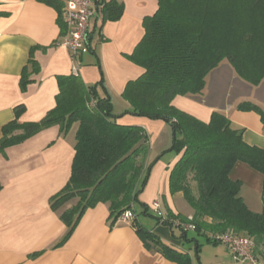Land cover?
I'll use <instances>...</instances> for the list:
<instances>
[{
    "label": "trees",
    "instance_id": "obj_1",
    "mask_svg": "<svg viewBox=\"0 0 264 264\" xmlns=\"http://www.w3.org/2000/svg\"><path fill=\"white\" fill-rule=\"evenodd\" d=\"M42 1L57 9L64 34L63 0ZM123 12L124 3L117 0L103 7L104 20H118ZM6 14L0 11V16ZM143 24L145 35L129 58L145 72L127 84L122 96L129 108L123 116L114 113L107 91L101 96L97 86L88 87L78 75H59L56 106L39 121L20 122L25 106L18 105L16 118L3 126L0 152L54 125L66 135L79 122L71 176L50 199V207L67 226L59 245L72 236L87 209L107 203L111 224L132 210L131 225L148 249L176 264H193L189 252L166 245L140 220V214H148L147 205L142 213L135 208L141 204L139 195L157 159L147 163L150 136L146 129L122 119L163 120L173 132L168 150L180 155L170 172V191L181 192L194 214L190 218L168 211L162 222L181 228L185 240L195 242L196 254L202 246L198 236L216 243L217 235L229 234L251 238L253 255L264 261V208L252 211L240 195L241 181L230 176L237 162L264 173V148L248 144L244 130L234 127L221 112H213L210 121L204 122L173 105L178 95L201 93L208 74L224 60L245 81L257 85L264 80V0H158L157 11L146 16ZM39 71V62L30 58L21 75L23 90ZM100 86L104 88L103 79ZM238 108L257 111L264 118L251 102ZM187 223L195 227L192 237L182 227Z\"/></svg>",
    "mask_w": 264,
    "mask_h": 264
},
{
    "label": "crops",
    "instance_id": "obj_2",
    "mask_svg": "<svg viewBox=\"0 0 264 264\" xmlns=\"http://www.w3.org/2000/svg\"><path fill=\"white\" fill-rule=\"evenodd\" d=\"M108 1L95 0L87 50L74 56L59 44L67 29L62 34L53 5L42 0H0V11L7 13L0 16V140L3 126L16 118L18 105L25 106L20 122L39 121L56 106L59 75L76 74L88 87L97 86L101 96L107 91L114 113L123 116L129 103L122 94L130 81L145 72L129 56L144 37V19L157 11L158 0H117L124 3L122 16L104 20ZM30 58L39 62L40 71L32 74L33 81L23 90L21 75ZM243 102L257 105L264 113V80L251 84L224 60L208 74L201 93L178 95L173 105L204 122L210 121L213 112H221L234 127L244 130L248 144L264 148V118L257 111L240 110ZM122 121L146 129L150 136L147 163L157 159L139 195L141 204H135L139 213L148 206V214L139 215L145 226L171 248L189 252L193 264H250L235 259L228 243L204 239L203 245L204 236H198L202 246L196 254L195 242L186 241L181 228L156 218L155 201L165 214L185 215L176 204L183 194L170 191V172L180 158L177 153L166 156L172 128L163 120L146 117L126 116ZM76 132L77 127L63 135L54 125L0 152V264H176L148 249L131 222L119 218L111 224L107 203L87 209L72 236L59 245L67 226L50 207V199L71 176ZM230 176L241 181L240 195L248 207L262 212L264 173L237 162ZM188 235L192 237L194 231Z\"/></svg>",
    "mask_w": 264,
    "mask_h": 264
},
{
    "label": "built area",
    "instance_id": "obj_3",
    "mask_svg": "<svg viewBox=\"0 0 264 264\" xmlns=\"http://www.w3.org/2000/svg\"><path fill=\"white\" fill-rule=\"evenodd\" d=\"M62 18L67 29V34L60 41V45L69 49L74 56H78L87 50L89 38L90 19L94 14L95 0H63ZM95 102V101H93ZM156 215L163 221L165 213L158 201L152 203ZM125 221L132 222L134 213L126 210L120 217ZM191 218V217H190ZM178 225V222L174 223ZM184 230H194V225L187 223L182 225ZM218 242L230 245L233 257L237 260L249 261L250 264H264V261L253 255L254 241L246 236H233L229 234L217 235Z\"/></svg>",
    "mask_w": 264,
    "mask_h": 264
},
{
    "label": "rangeland",
    "instance_id": "obj_4",
    "mask_svg": "<svg viewBox=\"0 0 264 264\" xmlns=\"http://www.w3.org/2000/svg\"><path fill=\"white\" fill-rule=\"evenodd\" d=\"M78 126H79V122H74L70 128L73 129L75 131L76 127L78 129ZM159 144H157V146L155 147L156 149L158 148ZM155 149V150H156ZM173 153H176L175 150H168L167 155H171ZM145 189V188H144ZM176 204L178 205V207L182 210V212L187 216H192L194 214V209L193 207L190 205V203L185 199V197H182V198H178L176 200ZM153 209V208H152ZM192 234V233H191ZM205 238H202V242H203V245H205L207 242H205L204 240ZM205 250V249H204ZM206 251V250H205ZM204 251V252H205Z\"/></svg>",
    "mask_w": 264,
    "mask_h": 264
}]
</instances>
